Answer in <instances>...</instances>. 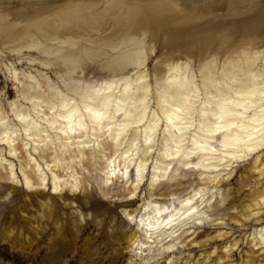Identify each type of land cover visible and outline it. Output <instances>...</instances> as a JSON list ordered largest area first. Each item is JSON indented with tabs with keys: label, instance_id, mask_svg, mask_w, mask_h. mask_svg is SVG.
I'll list each match as a JSON object with an SVG mask.
<instances>
[{
	"label": "bare ground",
	"instance_id": "obj_1",
	"mask_svg": "<svg viewBox=\"0 0 264 264\" xmlns=\"http://www.w3.org/2000/svg\"><path fill=\"white\" fill-rule=\"evenodd\" d=\"M123 1L124 0H0V48L7 49L8 53L17 56L18 64L21 63V60H25L27 61L26 64L28 66H34L33 58L30 56H28V58H23V55L26 53L38 54L41 56L46 61L40 64L45 71L51 70L53 65H58L59 68L61 67V69L58 68V71H56L58 73H55L56 76H58L57 80H59L57 83L50 80L44 73H40L37 76L34 75L32 71L27 72L29 85L23 87L21 97L24 104L21 108L15 107V109L12 110L15 119L14 122H16L15 124L8 122L7 116L3 115L5 113L0 114V121L6 122L0 123V139L7 141L6 144H0V185L6 186L8 188L7 190H9V194L14 193V188L19 186L17 183L16 166L12 161L13 158L17 159L19 162L18 172L21 177V189L28 196H32L36 193V196L38 197L37 202L30 200L29 205L35 211L39 212L42 219H45V216H47L48 219L53 216L52 206L54 197H62L65 193L72 196L81 192L85 193L87 191L86 184L89 180L94 184L98 197L103 201L105 198H108L109 193L114 190V187H117V185L120 184V188L123 189L122 194L120 195L121 199L128 204L134 202V200L138 198L139 190L141 189L140 187L145 186L150 194H152L153 198L150 199L145 206L148 211H144L139 217H136V224L130 222L127 219V216L125 219L128 225L134 226L133 232L126 236L129 248L133 254L132 257L135 261L136 259L140 260L138 263L131 262V264H141L143 257L149 254V261L165 256V260H168L171 263L174 260L175 253L180 251L181 248H196L198 245L200 246V238L202 236L201 228L203 226L202 224L194 223L193 220L189 218L188 222L184 224L181 233L178 235L172 232L171 237L169 238L164 233L171 232V229H149V218L160 219L167 217L169 213L164 211L165 207L179 210V202L181 198L176 197L178 195L177 191L182 189V175H196L197 185L194 186V189H202L205 197L212 198L204 201L208 205V209L217 205L219 200H217L216 194L219 189L218 185H229L233 176L229 179L213 180L210 178L212 174L207 173L205 174L206 178L201 180L199 179V175L203 174V170H200V172L197 173L194 169L180 168L176 163L168 161L162 153L159 155V163H157L156 153H149L148 157H144L142 151H138V149H141V144H137L136 148H132L131 141L128 143L131 155L127 156L126 159L123 156H117L116 163H111V157L114 153H107L108 158L106 159L101 149H82L78 146L74 148L71 145H67L64 141L69 137H64L60 133L53 132L45 122V118L48 121L55 120L56 118L57 114L53 113L49 107L52 103V97L56 95V90H64L66 79L74 78L69 76V74L75 73L77 67L80 66L79 64L74 63V57L80 55V49L72 48L69 45L64 44L66 38L79 39L80 48L90 49L96 57V62L94 64L84 65V68L88 70V76H92L91 78L93 80L99 78L115 81L119 85L120 91L119 93H116V95H119L122 101H127V103H121V108L128 109L129 119H132V113H137L143 109V115L148 122L153 120V113L156 112H158L163 120L166 121L167 117L164 115V109L161 103L162 96H153L156 92L157 85H159L162 94L165 91L170 94L168 97L170 100L180 97L181 94L186 91L185 81L189 80L193 74H189L188 63L182 62L181 60H168L164 64H161V66L158 65L152 75L153 81L150 83L147 76L148 73L146 74L145 71L146 62L148 60V52H146V37H148V31L146 30L147 28L145 29L140 25L139 27L128 31L129 28H126L129 23L132 22V18L129 20L130 16L129 18L125 17V20L120 17V20L117 19V22H115L116 20L114 21L119 25V29L117 32L115 31V33H112L111 36L109 35V38L112 37V40L110 39L112 42H103L106 38H96L94 37L95 35H92V31L95 30H93L94 26H99L95 27L96 30H98L101 29L100 25L104 24L102 21H105L107 24V20L104 19V13L107 11H112L113 9L118 12V15L120 14V9L122 14H127L131 9H135L132 8L131 4L129 5L130 10L127 12L128 5L125 6ZM143 1L150 3V1L154 2L155 0ZM159 1H165L167 4L170 0ZM190 1L195 3V0H186V2H189L188 6L193 4H191ZM215 1L216 0H197V3L195 4L197 7H200V12L203 13V18L205 15L207 17L215 16L216 18L221 15V18H219V22L220 20L221 22L219 27H217L218 30L216 33L219 35V38L217 37L212 44L205 43L201 46L202 48L205 47V49H203V51L200 52V55H198L199 58H202V64L198 73L195 74L197 77L196 82L197 84H202L206 80L215 77L221 70L224 73H227L230 77H235L237 80H247L252 82L254 80L253 74H259V68L261 65H264V55H261V53L264 52V43H262L263 40L259 43L257 40H254V37L257 35L251 33V29L254 28L255 30L256 26L250 27V30H247L248 34H245L243 33V30H241L242 28L239 29L243 26V21H245V19L241 20L242 24H240V27L238 23L236 24L240 15L242 14L244 16L245 14H248L250 9L245 5L244 7L243 5H240L237 0H227V3L225 2V12L218 14V11L221 8L218 9L215 8V6L208 8V6L211 4L213 5ZM246 1L249 2V0ZM134 2L137 4V1L134 0ZM245 3L246 2H244V4ZM85 5L88 7H85ZM119 7L121 8L119 9ZM162 7L164 6H161V10L163 9ZM104 9L106 12L100 11ZM157 9L159 10V8ZM206 9H208L209 12ZM93 10L95 11L93 12ZM131 12V15H137L136 11ZM251 14L255 16L253 10ZM263 14L257 17L259 25H261V22L264 20ZM205 21L206 20L202 22ZM209 21L210 20L206 22L209 24ZM250 25L252 24L250 23ZM107 27L108 26H106V28ZM210 27L208 26V28ZM102 28L104 29L105 27L103 26ZM113 28L114 27H112V29ZM263 28L264 27L258 28L261 29L259 33L263 31ZM258 29L255 33H258ZM234 33H236L235 35H237V37H232ZM137 36L144 38V46L141 48H137L132 42L137 39ZM80 37L85 38L80 39ZM213 39L214 38H212V40ZM14 42L18 43L12 45L11 43ZM89 43L93 48H90L91 46H85L89 45ZM103 48H107L108 51H104ZM213 56L217 58L216 62L209 65L207 61ZM142 57L144 59V66L143 68H139L136 64ZM57 61L58 64H55ZM139 79H143L146 83L151 85L152 88V92L148 94L150 98L146 105L139 103L137 100L138 96L143 95V93L138 92L137 89H142L144 86L143 84L137 83V80ZM57 80L55 79V82ZM15 81L17 82V79H15ZM121 81H123L122 84L120 83ZM153 99H155V104H153ZM150 104L153 105V109H150ZM41 111L43 112V117L40 115ZM17 113L31 116L33 120H36L39 123V129L47 130L49 136L45 137L39 135V129H33V133H30V135L36 134L39 135V138L29 139L25 137L22 131L23 126L20 125L19 120L16 119ZM156 126L159 129L162 126L161 121L158 120ZM128 131L134 130L128 129ZM5 132H14L15 134L4 135ZM97 135L99 136V130H97ZM152 135L154 137H159V142L154 144L155 147L159 148L166 133L157 132L152 133ZM22 136L24 139L18 141ZM52 136L57 137L55 142L51 139ZM71 138L74 140L77 139V137ZM132 139H138L142 142L143 132H136ZM92 143L95 142L92 141ZM103 143L107 144L108 141L105 140ZM28 146H30V150L32 151L30 153L27 150ZM3 150L7 152V157H3ZM119 151L123 153L124 149L121 148ZM35 156L38 157L39 161L35 159ZM169 163H172V168L164 173V166ZM125 166L127 167L126 177L124 173ZM137 167L140 168V182L137 181L136 177ZM153 167L156 168V176L158 177L156 183H153L152 181L151 170ZM256 167L264 168V160H261L260 163L257 164L255 158H253L247 164L242 165L235 170V172L243 170L245 173L244 179L241 184L238 185V194H240L243 189L250 187L249 185H251V180L253 178L264 175V173L253 171ZM106 169H114L115 175L110 176ZM95 170L98 171V174L93 173ZM91 172L93 173L92 175L90 174ZM88 174L90 176H88ZM130 174L131 177L129 176ZM165 174L168 179L160 178ZM109 179L111 180V183H106L105 181ZM172 179L173 183L170 184ZM144 181L146 182L145 184H143ZM77 183L80 187L78 192L73 191V186ZM53 186L57 191H51ZM173 186L175 188L172 189ZM47 189L48 196H45L44 193ZM160 190L165 191L163 192L162 199H157L156 196L159 194L156 192H159ZM133 193L135 195H133ZM130 196L132 197L131 199H129ZM175 199L177 201L176 204H174ZM239 199H241V197ZM243 200L244 201L241 203V212L243 214L230 215V222L239 224L241 222L240 218L245 221L243 217L248 210L250 212L262 211L264 203L258 205V202L264 201V183L263 185H260V187L254 188V190L246 195ZM221 201L222 200H219V202ZM157 211L160 212L159 217L156 215ZM136 213L137 212L134 209L131 213L127 214L134 216ZM207 213L208 212L200 217L202 221L209 217ZM253 215H257V213H254ZM141 216L145 217L143 227L139 226ZM15 226V223L10 224L6 239L7 242L12 238L11 234L14 233ZM262 231H264V227L257 233L259 241ZM149 232L152 233L153 238L151 240H149L148 237ZM161 236H163V238H161ZM223 238H225V234H220L217 237L219 240ZM259 244L261 246V242ZM29 245H33V243L29 242ZM237 245L238 243L235 242L232 247L234 248ZM134 246H137L135 247V254L133 252ZM232 247L231 251L233 250ZM262 249H264V247L257 250L259 251ZM252 254L255 256L254 252H252ZM252 262L253 257L248 261V264H251Z\"/></svg>",
	"mask_w": 264,
	"mask_h": 264
},
{
	"label": "rangeland",
	"instance_id": "obj_2",
	"mask_svg": "<svg viewBox=\"0 0 264 264\" xmlns=\"http://www.w3.org/2000/svg\"><path fill=\"white\" fill-rule=\"evenodd\" d=\"M135 1H137V4H135L134 0L123 1L125 6L128 5L127 12L130 10L129 5L132 4V8H135L134 10L131 9L128 12L129 14H122L121 7H119L121 16L120 14L117 15L118 12L113 9L107 12L105 9L100 10L106 12L104 13L105 17L104 15L103 17L107 20V24L102 21L104 24L100 25L101 29L98 30L95 27L99 26H94L93 30H95L92 31V35H95L94 37L96 38H106L103 42H112L110 41L112 37L109 38V35L111 36L112 33L117 32L119 29V25L115 23L117 19L120 20L119 18L121 17L125 20V17L129 18L130 16L129 20L132 18V22L126 28H129L128 31L139 27V25L145 29L147 28L146 30L148 31V37H146L148 60L145 71L146 74L148 73L147 76L150 83L153 81L152 75L155 68L168 60H181L188 63L189 74H197L202 64V58H199L198 55L205 49V47L202 48L201 46L205 43L212 44L217 37L219 38L216 33L217 27H219L221 22V20L219 22L221 15H217V18L205 15L203 18L200 7L195 5L197 0H195V3L190 1L194 6L193 4L188 6L189 2H186V0H170L167 4L165 1L161 2L159 0L150 1V3L143 0ZM225 2L227 3V0H216L208 8L211 6H215L218 9L221 8L218 14H222L226 10ZM237 2L244 7V5L247 6L251 3V0L249 2L237 0ZM244 2L246 3L244 4ZM256 3L259 4V0H256ZM161 6H164L162 10ZM206 10L209 12L208 9ZM131 11H136L137 15H131ZM251 12L252 9L244 16L241 14L236 24L238 23L240 27V24H242L241 20L245 19L243 26L238 27L239 29L242 28L241 30L245 34H248L247 30H250V27L256 26L255 30L254 28H252L253 30L251 29V33L257 35L254 40H257L258 43L263 40L262 43H264V28L260 33L261 29H258L264 27V20L262 19L261 25L257 21V17L264 13V9L257 7L253 10L255 16ZM204 20H210V23L202 22ZM103 26L105 27L104 29L102 28ZM106 26L108 27L106 28ZM111 26L114 28L112 29ZM208 26L211 27L208 28ZM257 29L258 33H255ZM235 34L232 37H237ZM212 38L214 39L212 40ZM16 43L18 42L11 44L15 45ZM85 46L93 48L90 43ZM0 49V114L5 113L3 115L7 116L8 122L15 124L12 110L15 107L21 108L24 104L21 97L23 87L29 85L27 72L32 71L37 76L40 73H44L50 80L57 83L59 80H57L58 76L55 73H58L56 71H58L59 66L53 65L52 68L50 67L51 70L45 71L40 64L46 61L41 56L26 53L23 58H28V56L33 58L34 66H28L25 60H21V63L18 64L17 56L8 53L7 49ZM103 50L106 51L107 48H103ZM55 64H58V61ZM190 64L195 66L194 69ZM15 79H17V82ZM55 79L57 80L56 82ZM10 100L12 103H10ZM153 108V105L150 104V109ZM22 139H24L23 136L18 141ZM27 150L29 153L32 152L30 146H28ZM2 152L3 157H7V152L4 150ZM35 159L39 161L37 156H35ZM12 161L16 166L19 186L14 188V193L9 194L8 188L0 185V264H131V262H140L137 259L135 261L132 257V251L126 240V236L133 232L134 226L126 223L125 213H131L135 209L137 213L134 216L139 217L144 212L147 202L153 199L152 194L145 186L140 187L138 198L128 204L121 199L120 195L123 189L120 188V184L114 187L108 198L103 201L98 197L94 184L89 180L86 184L87 191L85 193H77L74 196L65 193L62 197H54L53 216L50 219L47 216L42 219L39 212L29 205L30 200L37 202L36 193L28 196L21 189V177L18 172L19 162L14 158ZM93 173L98 174V171L95 170ZM93 173L91 172L90 174L92 175ZM88 176L90 175L88 174ZM129 176L131 177V174ZM244 176L243 170L237 171L229 185H218L217 200L222 201L219 202L218 200L217 205L209 209L207 213L209 217L203 221L200 246L198 245L196 248H181L180 251L175 253L174 260L170 264H248L251 257H253L251 264H264V249L257 250L261 248L257 233L264 227V208L261 212H250L248 210L243 217L245 221L240 218L241 222L239 224L229 221L230 215L243 214L241 212L243 198L252 192L254 188L260 187L264 183L261 179L255 177L251 180L250 187L243 189L238 194V185L241 184ZM181 179L183 182L182 189L177 191L178 195L176 198H181L182 194L190 192L197 185L196 175L184 174ZM145 183L144 181L143 184ZM172 183L173 179L170 184ZM173 188L175 187L173 186ZM164 191L156 192L159 194L155 195L156 198L162 199ZM47 192L48 189L44 193L45 196H48ZM239 196L241 199H239ZM176 203L175 199L174 204ZM21 210L24 211V214ZM254 213H257V215H253ZM11 223H15L16 226L14 233L11 234L12 238L7 242V234ZM220 234H225V238L217 239ZM253 238L257 241L255 246H253ZM241 241H246V243H241ZM29 242H32L33 245H29ZM235 242L238 245L233 248L232 245ZM225 247L229 252L224 251ZM231 247L233 248L232 251ZM252 252L255 253V256ZM149 260L150 254L145 255L141 264H168L169 262L165 260V256Z\"/></svg>",
	"mask_w": 264,
	"mask_h": 264
},
{
	"label": "snow or ice",
	"instance_id": "obj_3",
	"mask_svg": "<svg viewBox=\"0 0 264 264\" xmlns=\"http://www.w3.org/2000/svg\"><path fill=\"white\" fill-rule=\"evenodd\" d=\"M85 7H88L85 5ZM247 8L255 10L257 7L264 9V0H251ZM85 37H80L84 39ZM137 48L144 46V38L137 36L132 41ZM64 44L72 48H79L80 55L74 57V63L79 64L75 73L69 76L74 78L66 79L64 90L57 89L56 95L52 97L50 110L56 113L55 120L45 122L53 132L60 133L64 137H69L64 143L72 147L90 148L93 150L101 149L107 159V153H114L111 157V163H116L117 156H123L125 159L131 155L128 147L131 141V147L136 148L141 144L144 157L149 153H156L158 157L162 153L170 162L176 163L178 167L185 169H194L197 173L203 170L199 179L204 180L205 174L211 173V179H229L235 174V170L242 165L247 164L253 158L259 164L264 160V65L259 68V74L254 73V80H237L230 77L222 70L215 77L206 80L202 84H197L195 73L185 81L186 91L180 97L170 100L169 93L163 94L157 85L154 97L162 96V106L166 121L158 112L153 113L154 118L148 122L143 115V109L137 113H132V119H129L128 109H122V101L119 95L120 87L115 81L108 79L93 80L87 75L85 64H94L96 57L88 48H80L79 39L66 38ZM264 55V52L261 53ZM216 57H210L207 63L209 65L216 62ZM255 59V57H254ZM137 67L143 68V57L137 62ZM194 69V65H191ZM143 75V73H142ZM121 84L123 81L120 82ZM137 83L143 84L142 89H137L143 95L138 96L137 100L141 104H147L149 93L152 92L151 85L143 79L137 80ZM66 90V91H65ZM126 90V89H125ZM174 95V94H173ZM10 103L12 101L10 100ZM155 104V99H153ZM43 117V112H40ZM16 119L23 126V135L29 139H38L39 135L49 136V132L39 129V123L33 120L31 116L16 114ZM161 121L162 126L158 129L157 121ZM0 123H6L0 121ZM142 126V127H141ZM11 127V125H10ZM33 129H39V135L32 134ZM133 129L134 131H128ZM99 130V136L97 135ZM143 132L142 142L133 140L136 132ZM164 132L160 147L154 146L159 142V137H154L152 133ZM14 132H5L4 135H14ZM71 137H77L72 139ZM55 142L57 137L52 136ZM105 140L107 144L103 143ZM94 141L95 143H92ZM7 141L0 139V144H6ZM123 148L121 153L119 149ZM147 162V160H146ZM172 163L164 166V173L171 170ZM108 174L115 175L114 169H106ZM152 181L156 183V168H152ZM253 171L264 173V168L256 167ZM126 177L127 167L124 168ZM137 181L140 182V168H136ZM160 178L168 179L165 175ZM264 182V175L257 177ZM111 183V180H106ZM80 190L79 184L73 186V191ZM51 191L57 189L53 186ZM133 195H135L133 193ZM132 197L130 196L129 199ZM211 197H205L203 190L192 189L190 192L182 194L179 202V210L165 207L164 211L169 215L160 219L149 218L148 228L155 230L171 229V232H165L169 238L172 232L180 234L184 224L189 218L196 224H203L200 219L209 211L208 205L204 202ZM264 201H259V204ZM148 211L147 208L144 209ZM127 219L133 224L137 223L135 216L128 215ZM157 217L160 212L157 211ZM145 217L141 216L139 226L143 227ZM151 240L152 233L148 234ZM163 238V236H161ZM261 247H264V231L260 234ZM246 243V241H241ZM257 241L253 238V246ZM135 247L133 252L135 254ZM170 250V249H169ZM225 252L228 249H224ZM170 264V261L168 262Z\"/></svg>",
	"mask_w": 264,
	"mask_h": 264
}]
</instances>
